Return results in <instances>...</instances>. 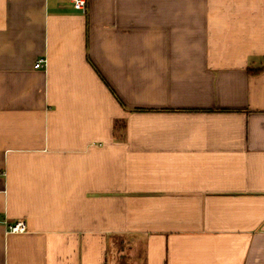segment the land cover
I'll return each instance as SVG.
<instances>
[{
	"label": "crops",
	"instance_id": "crops-1",
	"mask_svg": "<svg viewBox=\"0 0 264 264\" xmlns=\"http://www.w3.org/2000/svg\"><path fill=\"white\" fill-rule=\"evenodd\" d=\"M0 172V264H264V0H0Z\"/></svg>",
	"mask_w": 264,
	"mask_h": 264
},
{
	"label": "built area",
	"instance_id": "built-area-1",
	"mask_svg": "<svg viewBox=\"0 0 264 264\" xmlns=\"http://www.w3.org/2000/svg\"><path fill=\"white\" fill-rule=\"evenodd\" d=\"M73 3L76 10L83 11L86 8L87 0H73ZM45 66L46 61L44 59L38 60L35 64V68L37 69L44 68ZM2 175L3 173L0 172V176ZM8 228L11 233H24L27 231V224L24 220H18L15 223L9 225Z\"/></svg>",
	"mask_w": 264,
	"mask_h": 264
},
{
	"label": "trees",
	"instance_id": "trees-1",
	"mask_svg": "<svg viewBox=\"0 0 264 264\" xmlns=\"http://www.w3.org/2000/svg\"><path fill=\"white\" fill-rule=\"evenodd\" d=\"M250 74H256V72L253 70H250Z\"/></svg>",
	"mask_w": 264,
	"mask_h": 264
}]
</instances>
